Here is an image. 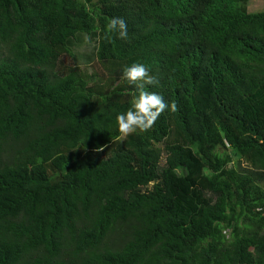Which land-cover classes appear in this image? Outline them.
I'll use <instances>...</instances> for the list:
<instances>
[{
  "label": "trees",
  "instance_id": "1",
  "mask_svg": "<svg viewBox=\"0 0 264 264\" xmlns=\"http://www.w3.org/2000/svg\"><path fill=\"white\" fill-rule=\"evenodd\" d=\"M248 3L0 0V264H264V12ZM113 17L126 40L105 38ZM132 64L178 110L123 137Z\"/></svg>",
  "mask_w": 264,
  "mask_h": 264
},
{
  "label": "clouds",
  "instance_id": "2",
  "mask_svg": "<svg viewBox=\"0 0 264 264\" xmlns=\"http://www.w3.org/2000/svg\"><path fill=\"white\" fill-rule=\"evenodd\" d=\"M114 36L121 40L128 38L127 23L122 17H113L106 25L105 38L110 42ZM90 39V38H88ZM123 79L130 85H136L139 95L133 99L132 106L116 117L118 131L127 136L136 131L147 132L153 128L155 122L166 110L176 112L178 110L173 101L170 105L165 102L162 95L148 92L146 85H158L159 81L150 74L149 67L144 64H132L123 70ZM104 151V147L95 149Z\"/></svg>",
  "mask_w": 264,
  "mask_h": 264
},
{
  "label": "rangeland",
  "instance_id": "3",
  "mask_svg": "<svg viewBox=\"0 0 264 264\" xmlns=\"http://www.w3.org/2000/svg\"><path fill=\"white\" fill-rule=\"evenodd\" d=\"M249 6V11L254 14V13H263L264 12V0H249L248 3ZM81 48V51L85 52V46L79 47ZM75 53H78V50L75 49ZM67 60L63 61V64L66 65L69 63V61H74V59L70 58L68 55L64 56ZM85 59L84 55L83 56H78V62ZM79 64H82V62H79ZM88 64V63H87ZM98 68V65H97ZM125 137V136H123ZM241 167L247 171H251V167L247 164V162L243 161L241 164Z\"/></svg>",
  "mask_w": 264,
  "mask_h": 264
}]
</instances>
